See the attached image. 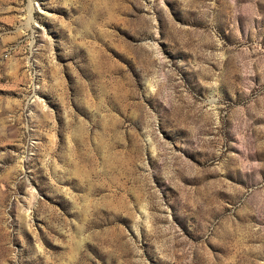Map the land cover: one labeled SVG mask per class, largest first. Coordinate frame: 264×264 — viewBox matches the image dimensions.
I'll use <instances>...</instances> for the list:
<instances>
[{"label":"rangeland","instance_id":"374dc122","mask_svg":"<svg viewBox=\"0 0 264 264\" xmlns=\"http://www.w3.org/2000/svg\"><path fill=\"white\" fill-rule=\"evenodd\" d=\"M0 264H264V0H0Z\"/></svg>","mask_w":264,"mask_h":264}]
</instances>
